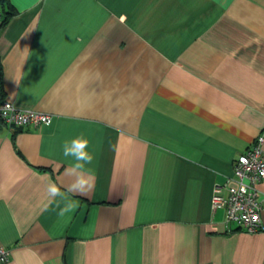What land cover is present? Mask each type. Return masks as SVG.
Here are the masks:
<instances>
[{
    "label": "crops",
    "instance_id": "obj_1",
    "mask_svg": "<svg viewBox=\"0 0 264 264\" xmlns=\"http://www.w3.org/2000/svg\"><path fill=\"white\" fill-rule=\"evenodd\" d=\"M9 2L0 97L49 120L0 124L2 264H264V180L257 232L211 206L264 133V0ZM78 136L87 196L66 190Z\"/></svg>",
    "mask_w": 264,
    "mask_h": 264
},
{
    "label": "built area",
    "instance_id": "obj_2",
    "mask_svg": "<svg viewBox=\"0 0 264 264\" xmlns=\"http://www.w3.org/2000/svg\"><path fill=\"white\" fill-rule=\"evenodd\" d=\"M0 118L14 129L29 125L38 126L49 120L46 113L20 110L6 100L0 101ZM263 141L264 133H261L249 148L236 156L230 182L224 187L215 186L211 198L212 209H223L226 224H235L250 233L263 228L260 216L262 201L258 190L259 184L264 180ZM8 257V250L0 244V264L5 263Z\"/></svg>",
    "mask_w": 264,
    "mask_h": 264
},
{
    "label": "clouds",
    "instance_id": "obj_3",
    "mask_svg": "<svg viewBox=\"0 0 264 264\" xmlns=\"http://www.w3.org/2000/svg\"><path fill=\"white\" fill-rule=\"evenodd\" d=\"M62 155L66 160H70L69 166L65 169V175L69 178V183L66 185L67 192L87 196L94 187V177L88 167L94 160L93 153L89 151V141L82 136L65 140L62 144ZM46 192L52 199L65 195L55 183H49ZM77 207L78 202L69 201L59 209L58 216L63 218L67 213L74 212Z\"/></svg>",
    "mask_w": 264,
    "mask_h": 264
},
{
    "label": "trees",
    "instance_id": "obj_4",
    "mask_svg": "<svg viewBox=\"0 0 264 264\" xmlns=\"http://www.w3.org/2000/svg\"><path fill=\"white\" fill-rule=\"evenodd\" d=\"M0 13H1V20H0V29L6 24L9 17L15 13V10L10 5L9 0H0ZM2 91V68L0 63V93ZM1 96V95H0ZM0 101H2V98L0 97ZM0 124L7 126L4 121L0 118ZM21 128H15L14 132L20 131Z\"/></svg>",
    "mask_w": 264,
    "mask_h": 264
}]
</instances>
